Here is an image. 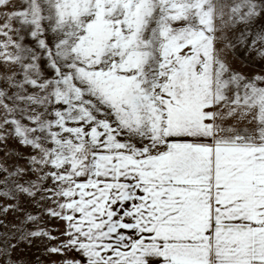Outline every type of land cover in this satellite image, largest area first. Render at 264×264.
I'll use <instances>...</instances> for the list:
<instances>
[{
    "label": "snow or ice",
    "instance_id": "obj_1",
    "mask_svg": "<svg viewBox=\"0 0 264 264\" xmlns=\"http://www.w3.org/2000/svg\"><path fill=\"white\" fill-rule=\"evenodd\" d=\"M0 153V264H264V0H0Z\"/></svg>",
    "mask_w": 264,
    "mask_h": 264
},
{
    "label": "rangeland",
    "instance_id": "obj_2",
    "mask_svg": "<svg viewBox=\"0 0 264 264\" xmlns=\"http://www.w3.org/2000/svg\"><path fill=\"white\" fill-rule=\"evenodd\" d=\"M236 66L239 67L240 66V63L239 61L236 62ZM247 71H252V68L251 67H248L246 68ZM10 147H17L14 143H11L9 144ZM21 151H26V149H21ZM0 155H3V153H0ZM37 253V249L34 247L31 251L29 252H26V253H20V255H24L26 256V258L28 259H33L34 258V255ZM53 259H56V257H53Z\"/></svg>",
    "mask_w": 264,
    "mask_h": 264
},
{
    "label": "crops",
    "instance_id": "obj_3",
    "mask_svg": "<svg viewBox=\"0 0 264 264\" xmlns=\"http://www.w3.org/2000/svg\"><path fill=\"white\" fill-rule=\"evenodd\" d=\"M150 264H152V262L150 261Z\"/></svg>",
    "mask_w": 264,
    "mask_h": 264
}]
</instances>
